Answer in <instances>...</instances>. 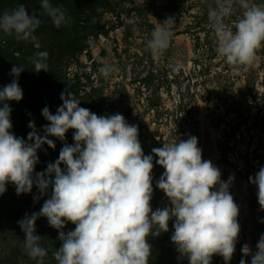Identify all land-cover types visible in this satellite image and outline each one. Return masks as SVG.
<instances>
[{"label":"rangeland","instance_id":"1","mask_svg":"<svg viewBox=\"0 0 264 264\" xmlns=\"http://www.w3.org/2000/svg\"><path fill=\"white\" fill-rule=\"evenodd\" d=\"M50 2L63 8L69 23L56 28L51 18L42 13L40 0H25L29 15L37 13L42 23L35 40H18V44L10 45L22 58L27 54L34 57L38 51L49 54L48 71H35L28 82L21 72L18 83L23 99L7 102L12 109L10 131L27 142L28 133L33 131L28 125L34 121L38 134L45 135L44 126L50 122L42 110L47 107L56 114L63 105L61 94L69 92L81 107L98 116L123 115L127 123L138 127L144 154L153 156V211L172 205L166 193L156 186L165 169L156 163L159 157L152 149L195 136L202 158L220 169L221 180L228 182L234 177L229 192L239 207L240 233L227 264H240L242 259L251 264L252 255L245 256L241 249L247 244L254 254L264 235V209L258 202V187L250 181L264 167V47L258 50V59L247 71L233 68L217 54L208 9L222 0ZM253 2L260 4L264 0ZM241 15L242 9L234 0L226 23L232 24ZM169 17L175 19L172 42L163 56L153 58L147 41L157 23ZM13 40L14 35L0 34L2 43ZM103 61L116 66L107 79L99 72ZM21 63L24 66L23 59L19 60ZM178 63L183 67L173 71ZM14 79L2 78L0 90ZM74 132L70 129L65 140L48 137L55 147L44 144L38 150L34 179L35 173L45 172L49 163L58 160L65 143L74 145ZM6 188L0 195V264H38L27 254L25 233L17 222L26 214L39 212L52 189L41 194L34 184L31 193L17 195L13 183L9 182ZM213 190H219V185ZM175 221V217L170 219L167 232L161 230L159 236L148 237L152 247L149 264H189L171 240ZM74 229L75 224L66 222L62 230L67 234ZM36 234L47 249L44 264H58L53 254L62 246L59 231L49 225L46 217H40ZM212 264L226 262L217 254L212 257Z\"/></svg>","mask_w":264,"mask_h":264},{"label":"clouds","instance_id":"2","mask_svg":"<svg viewBox=\"0 0 264 264\" xmlns=\"http://www.w3.org/2000/svg\"><path fill=\"white\" fill-rule=\"evenodd\" d=\"M233 3L222 0L209 7L208 18L216 36L217 54L233 68L247 71L264 47V3L235 0L242 15L228 24ZM40 8L56 28L69 23L63 8L53 6L50 0H40ZM174 22L169 17L151 32L147 48L153 58L169 49ZM41 23L37 13L29 15L25 5L19 4L0 14V33L20 41L35 40ZM48 58L47 51L29 58L34 71H48ZM182 67L178 63L173 71ZM24 70L23 65L14 66L11 74L17 79L0 90V195L9 182L15 185L17 195L31 193L34 184L41 194L52 189L39 212L26 214L17 222L25 233L24 248L31 259L44 264L47 256L36 234L37 219L46 217L62 241L53 254L58 264H149L152 247L148 237L159 236L161 230L167 232L170 219L175 217L171 240L189 264H212L217 254L226 264L231 261L240 233L239 207L229 192L234 177L228 182L221 180L220 169L202 158L195 136L152 149L159 157L156 163L165 169L156 186L172 205L153 211V156L144 154L138 127L127 123L123 115L98 116L81 107L69 92L61 94L63 105L56 114L47 107L42 110L50 122L44 126L45 135L38 134L34 121L28 125L33 131L28 133L27 142L10 131L12 109L7 102L23 99L18 77ZM115 71L116 66L107 61L99 68L105 79ZM70 129L75 130L74 145L65 143L58 160L49 163L45 172L35 173L34 179L38 150L44 144L55 147L48 137L65 140ZM250 181L258 187V202L264 209V167ZM217 185L219 190H213ZM66 222L75 224L67 234L62 230ZM256 247L254 254L247 244L241 251L252 255L251 264H264V235ZM240 264L246 261L242 259Z\"/></svg>","mask_w":264,"mask_h":264},{"label":"trees","instance_id":"3","mask_svg":"<svg viewBox=\"0 0 264 264\" xmlns=\"http://www.w3.org/2000/svg\"><path fill=\"white\" fill-rule=\"evenodd\" d=\"M25 0H0V14H2L4 11H9L15 8L19 4H24ZM1 34V33H0ZM13 43L12 41H7L5 43H2L0 41V87L2 83V78H16L14 75L11 74V69L14 66H19V60L23 59L24 62V78L25 80L29 81L31 76H34V68L32 63L29 60L30 55L27 54V56L18 57L14 50H11V46L13 44H18L19 41L14 36ZM11 43V44H8ZM22 55V53H21ZM22 65V63H21ZM33 74V75H32ZM21 79V76L19 75L18 80ZM11 80V79H9ZM27 81V82H28ZM3 84V83H2Z\"/></svg>","mask_w":264,"mask_h":264}]
</instances>
